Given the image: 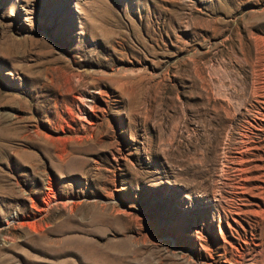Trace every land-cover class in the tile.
Here are the masks:
<instances>
[{
    "label": "rangeland",
    "instance_id": "rangeland-1",
    "mask_svg": "<svg viewBox=\"0 0 264 264\" xmlns=\"http://www.w3.org/2000/svg\"><path fill=\"white\" fill-rule=\"evenodd\" d=\"M0 264H264V0H0Z\"/></svg>",
    "mask_w": 264,
    "mask_h": 264
}]
</instances>
